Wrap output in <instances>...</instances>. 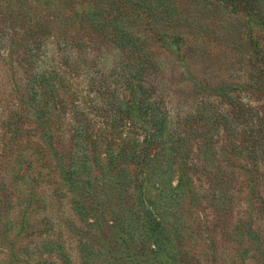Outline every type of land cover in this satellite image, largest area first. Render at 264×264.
<instances>
[{"label":"rangeland","instance_id":"374dc122","mask_svg":"<svg viewBox=\"0 0 264 264\" xmlns=\"http://www.w3.org/2000/svg\"><path fill=\"white\" fill-rule=\"evenodd\" d=\"M64 6L0 0V264H264V146L247 141L235 107L263 116L264 94L249 89L240 17H206L204 44L152 43L140 99L118 49L66 33ZM45 75L58 76L53 97ZM158 111L187 143L173 157L155 145L154 175L117 160L132 177L109 179L110 153L149 144Z\"/></svg>","mask_w":264,"mask_h":264},{"label":"trees","instance_id":"16d2710c","mask_svg":"<svg viewBox=\"0 0 264 264\" xmlns=\"http://www.w3.org/2000/svg\"><path fill=\"white\" fill-rule=\"evenodd\" d=\"M44 3L46 5L65 3L63 12L56 18L64 23L66 33L71 27L87 31L81 44L90 43L97 49V52L109 49V47L118 49L123 55L121 63L132 79H128L129 82L135 84L136 88H142L138 92L142 96L140 99H148L150 94V89L145 85V73L149 72L150 67L158 65L154 54L148 51L149 46L159 41L162 45L169 44V47L174 46L178 50L183 46L187 49V45L190 46V44H187L186 40L190 35L197 37L195 44L198 39V44H204L208 38L206 36L208 31L205 28L208 26L205 21L206 17L214 16L216 19L218 9L221 14L224 8L226 13H234L240 17V32L241 27H244L241 33L243 47L240 53L254 68L250 76L253 83H249V89L264 94V0H44ZM215 10L216 14H213ZM49 22H51L50 19ZM142 22L149 26L152 35L143 36L137 32L138 27L134 26ZM215 34L218 35V33ZM57 77V75H45L46 79L41 77L45 80L41 86L48 87L46 91L51 97L55 92L51 82ZM38 82L39 79L35 77L34 84ZM143 107L146 109H141V112L148 114V104ZM235 107L238 109L236 117L246 130L247 141L254 146H264V115L255 116L254 113L248 112L249 107L237 102ZM128 113L131 115L130 111H127ZM164 113V111H158L152 115V120L155 124L157 123V132L151 136L149 144L137 146L135 143L132 145L125 143L122 148L110 153L109 179L117 176L116 179L119 178V181L126 185L132 177L126 169L115 172L119 166L116 163L117 160L133 162L143 167L147 164L149 176L151 172L154 175L156 172L154 163L157 158L151 152L155 145L165 146L163 153L166 155L171 157L177 155L178 149L187 143L188 134L168 133L166 122L169 119L163 116ZM190 123L191 120L188 119V124ZM193 130L195 129L191 131ZM230 131L232 134V127ZM200 132L202 133L195 135L191 133V135L201 138L199 144L208 148L210 141L204 139L205 136L202 135L206 132L202 130ZM75 135L88 136L87 130L83 132L82 128H77ZM75 173L77 171L71 174ZM120 173L123 175L120 176Z\"/></svg>","mask_w":264,"mask_h":264}]
</instances>
